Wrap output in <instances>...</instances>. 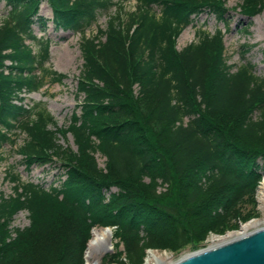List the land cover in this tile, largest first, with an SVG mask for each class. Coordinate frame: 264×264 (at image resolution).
Here are the masks:
<instances>
[{
  "label": "trees",
  "instance_id": "obj_1",
  "mask_svg": "<svg viewBox=\"0 0 264 264\" xmlns=\"http://www.w3.org/2000/svg\"><path fill=\"white\" fill-rule=\"evenodd\" d=\"M4 1L0 164L20 130L24 163H59L66 179L46 189L8 173L14 194L0 205V264H85L95 228L112 229L118 240L102 264H142L146 250H199L209 233L248 221L238 208L264 179V78L251 63L229 64L222 31L199 30L177 48L204 13L228 23L224 0H135L130 13L123 11L132 0ZM44 2L52 19L40 15ZM112 8L107 28L87 37ZM263 11L264 0H244L240 15ZM49 23L82 36L80 114L56 130L52 115L27 107L23 96L66 78L48 66L52 41L35 34V25L46 32ZM60 135H71L77 151L59 145ZM22 211L30 225L13 228Z\"/></svg>",
  "mask_w": 264,
  "mask_h": 264
},
{
  "label": "rangeland",
  "instance_id": "obj_2",
  "mask_svg": "<svg viewBox=\"0 0 264 264\" xmlns=\"http://www.w3.org/2000/svg\"><path fill=\"white\" fill-rule=\"evenodd\" d=\"M224 2L226 8L229 10L228 23L226 24L220 21L213 14H202L180 35L177 40L178 50L183 49L195 41L196 32L199 30L206 31L210 34L222 31L225 35L224 44L229 64L239 67L242 64L251 63L255 67L256 74L264 78V11L256 17L245 19L240 15L241 6L243 5L244 0H224ZM136 6L137 2L135 0L126 3L124 5L123 13L133 12ZM116 9L117 8H112L107 13H100L97 24L87 31L86 36L91 37L97 34L99 28L105 30L110 16L116 13ZM7 13L8 8L5 1L0 0V22H2L7 16ZM40 15L44 16L46 19H52V10L46 2L41 5ZM34 30L37 36H45L52 41L50 49L51 60L48 66H50L55 72L65 75L66 78L63 79L61 83L56 84H51L50 80H48L46 87L40 92L24 94L23 96L26 99L24 105L29 108L35 105H40V107L45 108L55 120L56 126H50V129H65L70 125L74 111L80 114V110H77L80 101L76 99V96L78 94L77 77L80 76L83 65L82 54L80 51L82 36L72 32H55L52 23L48 24L46 32H43L39 25H35ZM28 43L31 44L30 42ZM67 54L71 55L70 65L66 61ZM11 137L16 141V145L13 146L7 144L2 150L5 161L0 164V205L2 199L10 198L14 194V184L7 179L9 172L18 175L24 183L31 182L40 184L46 189H49L51 186H57L66 179L65 170L56 162L42 167L36 165L28 167L24 163L22 156L18 153V149L20 146H23L26 136L20 130H16L11 134ZM59 145L63 146L65 149L70 147L74 151H77V147L74 144L71 135H67L65 138L60 135ZM96 158L99 167L105 169L106 158L100 154H97ZM263 181L264 179L260 182L253 197V201L247 200L238 208V215L248 221L244 222L239 219L233 221V224L235 223L239 226L238 229L228 230L224 234L209 233L206 240L203 242V248L201 249L229 241L230 239H224L229 234L239 233V236H242L264 228V201H262V195L260 193ZM146 182H148V180H146ZM113 191L116 192L117 190L113 189ZM253 221L257 222V226L248 229L246 232L243 228ZM29 225L30 220L27 212L22 211L14 216L12 222L13 228L24 229ZM113 238L112 243L115 245L118 240H114ZM113 245L112 252H109L106 255L116 254ZM119 250L123 252L124 255L123 245L120 246ZM199 250L188 248L180 253L170 249L146 250L144 252L142 264H146V258L150 251L167 254L169 259L164 264H173L182 257ZM87 251L88 248L84 257L85 264ZM103 259L100 264H102ZM124 262L125 264H130L125 258Z\"/></svg>",
  "mask_w": 264,
  "mask_h": 264
},
{
  "label": "water",
  "instance_id": "obj_3",
  "mask_svg": "<svg viewBox=\"0 0 264 264\" xmlns=\"http://www.w3.org/2000/svg\"><path fill=\"white\" fill-rule=\"evenodd\" d=\"M103 229L113 236L110 228ZM173 264H264V228L192 252Z\"/></svg>",
  "mask_w": 264,
  "mask_h": 264
},
{
  "label": "bare ground",
  "instance_id": "obj_4",
  "mask_svg": "<svg viewBox=\"0 0 264 264\" xmlns=\"http://www.w3.org/2000/svg\"><path fill=\"white\" fill-rule=\"evenodd\" d=\"M65 59V58H64ZM66 61L70 65L71 63V55H66ZM260 193L262 195V201H264V181L262 183ZM257 226V222L253 221L252 223L246 225L243 229L247 232L248 229L255 228ZM239 233L229 234L224 239H234L239 236ZM245 235V234H244ZM112 233L103 228H95L92 231V239L90 240L87 256H86V264H100L103 257L112 251ZM114 247V245H113ZM167 254H161L158 252L150 251L148 252V257L146 258V264H164L168 260Z\"/></svg>",
  "mask_w": 264,
  "mask_h": 264
}]
</instances>
